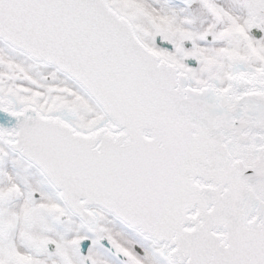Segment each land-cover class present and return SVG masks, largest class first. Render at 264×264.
I'll return each instance as SVG.
<instances>
[{"label": "snow or ice", "instance_id": "1", "mask_svg": "<svg viewBox=\"0 0 264 264\" xmlns=\"http://www.w3.org/2000/svg\"><path fill=\"white\" fill-rule=\"evenodd\" d=\"M0 264H264V0H0Z\"/></svg>", "mask_w": 264, "mask_h": 264}]
</instances>
